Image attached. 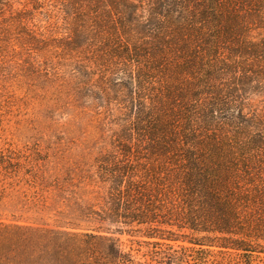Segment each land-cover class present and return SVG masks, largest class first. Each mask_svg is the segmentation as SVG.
Returning <instances> with one entry per match:
<instances>
[{
    "label": "trees",
    "instance_id": "16d2710c",
    "mask_svg": "<svg viewBox=\"0 0 264 264\" xmlns=\"http://www.w3.org/2000/svg\"><path fill=\"white\" fill-rule=\"evenodd\" d=\"M49 1L59 38L0 0V91L54 75L59 91L116 110L117 128L86 176V204L68 198L67 222L0 221V264L264 259V0ZM40 51L61 75L35 67ZM1 116L0 197L43 181L1 144Z\"/></svg>",
    "mask_w": 264,
    "mask_h": 264
},
{
    "label": "rangeland",
    "instance_id": "374dc122",
    "mask_svg": "<svg viewBox=\"0 0 264 264\" xmlns=\"http://www.w3.org/2000/svg\"><path fill=\"white\" fill-rule=\"evenodd\" d=\"M12 6L31 11L29 25H34L45 38H59L64 29L58 7L49 0H11ZM33 8H36L35 10ZM31 54L40 71L61 75L56 59L46 51ZM49 75L44 78L8 81L0 91L2 119L1 144L16 153L22 162L26 158L37 163L43 181L30 188L23 181L7 189L0 197V221L6 224L64 223L71 211L68 198L87 202L86 176L93 172L97 157L110 149L106 135L117 127L119 113H108L105 104L92 99L88 92L79 98L76 91H59L60 81ZM8 87V88H7ZM93 97V96H92ZM65 190L57 193L54 183ZM229 264L223 261V264ZM233 264V263H230ZM237 264V263H235ZM251 264H264L263 255L252 258Z\"/></svg>",
    "mask_w": 264,
    "mask_h": 264
}]
</instances>
